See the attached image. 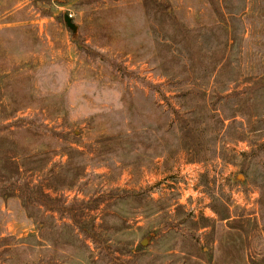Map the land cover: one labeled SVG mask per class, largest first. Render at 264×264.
I'll return each mask as SVG.
<instances>
[{"label": "rangeland", "instance_id": "1", "mask_svg": "<svg viewBox=\"0 0 264 264\" xmlns=\"http://www.w3.org/2000/svg\"><path fill=\"white\" fill-rule=\"evenodd\" d=\"M0 264H264V0H0Z\"/></svg>", "mask_w": 264, "mask_h": 264}, {"label": "water", "instance_id": "2", "mask_svg": "<svg viewBox=\"0 0 264 264\" xmlns=\"http://www.w3.org/2000/svg\"><path fill=\"white\" fill-rule=\"evenodd\" d=\"M63 20H64V22L66 23V25H67L69 28H71V29H74V28H75V26H74V24L72 23L71 18H70V16H69L68 14H64V15H63Z\"/></svg>", "mask_w": 264, "mask_h": 264}, {"label": "trees", "instance_id": "3", "mask_svg": "<svg viewBox=\"0 0 264 264\" xmlns=\"http://www.w3.org/2000/svg\"><path fill=\"white\" fill-rule=\"evenodd\" d=\"M10 159H8V161H9Z\"/></svg>", "mask_w": 264, "mask_h": 264}]
</instances>
